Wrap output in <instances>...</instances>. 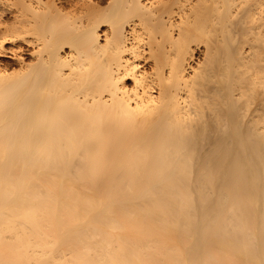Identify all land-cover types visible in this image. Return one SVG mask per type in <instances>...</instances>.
Here are the masks:
<instances>
[{"label": "bare ground", "instance_id": "bare-ground-1", "mask_svg": "<svg viewBox=\"0 0 264 264\" xmlns=\"http://www.w3.org/2000/svg\"><path fill=\"white\" fill-rule=\"evenodd\" d=\"M0 264H264V0H0Z\"/></svg>", "mask_w": 264, "mask_h": 264}]
</instances>
